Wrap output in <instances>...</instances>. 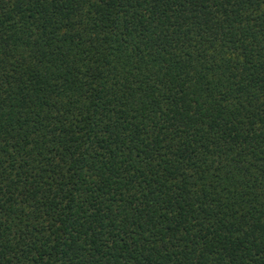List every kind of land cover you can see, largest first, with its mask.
<instances>
[{
  "label": "trees",
  "instance_id": "obj_1",
  "mask_svg": "<svg viewBox=\"0 0 264 264\" xmlns=\"http://www.w3.org/2000/svg\"><path fill=\"white\" fill-rule=\"evenodd\" d=\"M0 264H264V0H0Z\"/></svg>",
  "mask_w": 264,
  "mask_h": 264
}]
</instances>
